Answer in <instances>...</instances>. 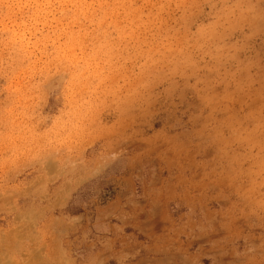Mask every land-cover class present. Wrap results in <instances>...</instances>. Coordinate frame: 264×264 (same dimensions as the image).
Returning <instances> with one entry per match:
<instances>
[{"label": "rangeland", "instance_id": "374dc122", "mask_svg": "<svg viewBox=\"0 0 264 264\" xmlns=\"http://www.w3.org/2000/svg\"><path fill=\"white\" fill-rule=\"evenodd\" d=\"M0 264H264V0H0Z\"/></svg>", "mask_w": 264, "mask_h": 264}]
</instances>
